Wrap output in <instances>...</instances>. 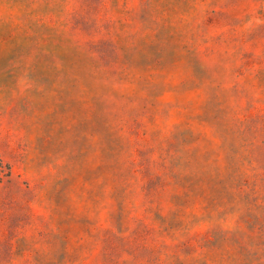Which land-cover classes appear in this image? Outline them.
<instances>
[{
	"label": "rangeland",
	"instance_id": "374dc122",
	"mask_svg": "<svg viewBox=\"0 0 264 264\" xmlns=\"http://www.w3.org/2000/svg\"><path fill=\"white\" fill-rule=\"evenodd\" d=\"M0 264H264V0H0Z\"/></svg>",
	"mask_w": 264,
	"mask_h": 264
}]
</instances>
